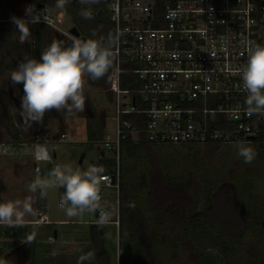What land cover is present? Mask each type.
<instances>
[{"label":"rangeland","instance_id":"1","mask_svg":"<svg viewBox=\"0 0 264 264\" xmlns=\"http://www.w3.org/2000/svg\"><path fill=\"white\" fill-rule=\"evenodd\" d=\"M27 2L10 0L9 8L13 12L11 15L19 17L18 14H22L24 17V9L30 4L36 5L37 0L29 4ZM49 8L50 11L55 12L53 7ZM63 12H66V9ZM60 25L66 32L56 29L51 31L49 28L46 30L50 32L49 35H55L54 39L51 37V41L65 43L69 38L82 40L81 37L76 38L70 32L75 23L69 13H65ZM33 34L32 30L28 42L23 44L24 47L34 41ZM42 34L49 36L44 30ZM12 35L18 41L16 30L12 32ZM81 36L84 35L81 33ZM0 57L4 59L1 52ZM6 60L12 62V58L8 57ZM11 72V68L0 71V140H11L15 142L16 148L14 153L9 150L7 153L0 154V202L17 199L23 201L31 197L33 214L24 217L27 222H24L25 224L21 227L0 225V264H37V261L41 264H51L43 262V259L51 260L55 264H77L82 255L88 254H91V258L85 260L83 264H99L91 236V224L79 222L84 219V216L69 218L59 208L64 189L50 188L47 190L46 197L41 198L39 191L31 193L27 185L36 178L37 169L43 176L54 165L71 164L74 169L84 170L88 165L94 164L100 154L101 143L97 142V137L90 130L98 117L103 115L107 117L108 130L111 129L115 112L112 98L106 91V85L91 81L86 75L84 91L90 97V104L86 101L84 112L76 113L65 120L62 113L53 109L45 114V120L41 124L47 130L46 134L32 140V124L27 128L28 139L22 142L15 141L5 130L7 123L20 127L18 108L10 98L6 86ZM15 94L18 99L24 95L20 88H17ZM94 111L95 115H92ZM62 133L67 134L65 139H60ZM234 144L198 146L166 144L155 145L149 149L147 170L136 173L133 181L138 189L136 200L143 208L150 229L153 231L151 234L154 236L159 264H194L196 260L194 252L200 251L201 248H208L209 251L214 252L221 260V264H264V235H259L264 231V218L247 217L255 214L264 216V147L245 143L256 152L253 162L246 164L243 158L238 156L236 148L233 147ZM38 146L48 151L50 161L38 162L34 158V152ZM141 159L145 164L144 158ZM149 175L153 176L158 184L157 186L155 184L157 193L155 209L158 206L160 210L161 205H172L181 211L188 208H190L189 212L206 211V218L221 226L230 237L226 238L225 245L220 244L211 232L206 235L203 232L201 236L193 239L186 238L181 232V226L176 225L172 218L157 217L149 203L150 185L147 184L151 178ZM139 176L146 184H139ZM160 195H168L171 198L165 201L159 197ZM110 199L114 200V196L111 195ZM42 206H46L51 221L37 223L35 222L36 212ZM60 220L67 221L59 222ZM250 223L255 225L250 229L247 227L246 231H248L242 238L240 232L244 231L242 229ZM104 228L106 247L111 255L112 264H138L140 251L131 234L126 230L121 237L120 226L117 228L113 223ZM96 234H98L97 228ZM29 236L36 243V258L23 256L25 255L23 253L28 252L27 249L18 250L16 253L11 252L24 244ZM238 236L241 238H235Z\"/></svg>","mask_w":264,"mask_h":264},{"label":"built area","instance_id":"2","mask_svg":"<svg viewBox=\"0 0 264 264\" xmlns=\"http://www.w3.org/2000/svg\"><path fill=\"white\" fill-rule=\"evenodd\" d=\"M104 1L121 36L106 84L113 124L97 139L99 157L116 163L104 172L100 194L119 228L125 140L203 145L264 139V116L245 113L241 79L247 49L264 45V0H166L162 8L156 0ZM45 7L48 25L66 32L64 15L36 6ZM11 143L0 140V154L14 153ZM36 214L37 223L51 221L46 206ZM98 218L85 214L79 222L96 224Z\"/></svg>","mask_w":264,"mask_h":264},{"label":"clouds","instance_id":"3","mask_svg":"<svg viewBox=\"0 0 264 264\" xmlns=\"http://www.w3.org/2000/svg\"><path fill=\"white\" fill-rule=\"evenodd\" d=\"M70 0H56L55 7L64 10ZM81 5L99 4L101 0H79ZM79 15L84 20L92 19L90 8H82ZM14 25L19 43L28 42L31 36L29 25L50 23L47 8L37 10L35 4L24 9V17H10ZM121 33L90 38L75 39L71 46H65L62 41L53 40L47 47L41 49L39 59L25 56L17 63L8 78L12 86L22 84L24 95L20 98L19 114L26 128L33 123H43L47 112L55 109L64 115L65 120L76 113L84 112L86 99L84 95V78L87 75L91 81L104 80L116 59ZM247 62L242 69V88L246 94L244 105L247 116H264V45H256L247 49ZM236 148L239 157L246 164L253 162L256 152L243 141H237ZM38 162L51 160L48 151L38 146L34 152ZM30 184L28 191L40 197L47 195V190L61 187L65 191L60 197L59 208L69 218L83 217L85 214L99 213L97 225L101 228L112 221V211L102 205L101 184L108 178L104 175L102 165L91 164L84 170L74 169L71 164L54 165L45 175L39 174ZM134 209V204H129ZM33 214L31 197L23 201L9 200L0 202V225L21 227L24 217ZM28 243L32 237L27 238ZM91 254L82 255L77 264H83Z\"/></svg>","mask_w":264,"mask_h":264},{"label":"trees","instance_id":"4","mask_svg":"<svg viewBox=\"0 0 264 264\" xmlns=\"http://www.w3.org/2000/svg\"><path fill=\"white\" fill-rule=\"evenodd\" d=\"M157 6L162 8L164 2L166 0H156ZM44 5L49 7L55 8L56 0H42ZM10 0H0V52L4 56V59L0 57V71L1 69L11 68L12 71L15 70L17 63L25 57V55L29 58H39V48H41L40 44L43 42V47H47L54 39V34L49 35L50 32L46 30L53 28L46 25L45 23H38L35 24L33 28V39L29 45H24L16 41L12 35V31L14 30V25L10 22L11 10L9 8ZM90 8L92 19L84 20L79 15L82 8ZM66 12L70 14L71 18L74 20L75 25L81 31V33L86 36L88 39L90 38H99L100 36H107L109 32L115 34V23L112 21L109 9L107 4L104 0H101L99 4H93L90 6L81 5L79 0H70V2L65 7ZM42 30H44L49 36H43ZM45 35V34H44ZM46 41H44L45 39ZM48 38L50 40H48ZM75 39H67V42L64 44L65 46H71L72 41ZM24 47V49H23ZM41 48V49H42ZM23 55V56H22ZM12 58V62L6 60L7 58ZM111 70V69H110ZM110 73V71H109ZM109 76V74H108ZM108 76L104 80L97 81L99 84L106 85ZM9 82V81H8ZM7 91L9 88V83L6 85ZM14 93L17 92V88H20V91H23V85H15L12 86ZM9 92V91H8ZM16 95V94H15ZM85 99L87 103L90 104V97L88 93L84 91ZM1 101V97H0ZM20 103V99H19ZM1 113V112H0ZM92 115H95L92 113ZM1 116V115H0ZM98 117V116H97ZM107 117L105 115L98 117V120L95 124H93L92 129L90 130L91 133L96 136V139H100L103 137L105 132L108 130L107 126ZM45 120V116L43 121ZM19 126L7 123L5 124L6 132L11 136L12 139L15 141L22 142V140H26L29 137V133L27 132V128L22 125L21 121L19 122ZM47 130L44 126L39 123H33V133L31 135V139L34 140L40 135L46 134ZM20 133L24 135L21 136ZM13 140V141H14ZM245 143H253L259 146L264 147V139L256 138L250 140ZM213 144H221L218 142L215 143H208L205 145H213ZM228 144V143H226ZM161 145L155 144L150 142L144 136L137 141L133 140H125L121 146V155H120V166H121V191H120V228H119V235L121 237L124 235V232L127 230L134 241L137 242L138 248L140 251V261L138 264H159L158 254L155 248V243L153 239V231L150 229V226L147 221V216L143 212V208L140 206L138 201L136 200V193L138 191L137 185L134 183L133 178L135 174L138 172H145L148 167L147 157H149V149L152 146ZM170 145V144H168ZM199 144H185L184 146H198ZM144 158L145 164L141 158ZM116 161L114 158L106 155L103 158H97L94 164L100 166L102 165L105 171L112 170L115 166ZM142 167V168H141ZM151 174V171H150ZM143 175V174H141ZM152 175V174H151ZM149 175L150 181H147V184L150 185L149 189V203L152 211L155 215L161 219H171L173 222L181 226L182 234L187 238H194L199 237L201 234L204 233H212L219 241V243L224 246L225 240L228 237L226 231L221 227L216 225L214 222L210 221L206 218V211L194 210L193 212H189L188 208L185 211H181L178 207L172 205H161L160 210L157 206L155 209L156 202H157V193L155 192V187L158 185L155 182V178ZM138 178V177H137ZM139 184L142 185L143 181L141 176L138 178ZM152 181V185H151ZM146 184V183H143ZM156 184V186H155ZM145 186V185H144ZM146 187V186H145ZM65 191V190H64ZM155 197H154V192ZM160 198H163L165 201L169 200L171 196L168 195H160ZM129 204H134L135 208L132 209L129 207ZM211 208V206L209 207ZM210 210V209H209ZM246 216V215H245ZM168 217V218H167ZM250 218H259L264 216H260V214H255L254 216H247ZM262 218V219H263ZM256 223V222H255ZM255 223L247 224L240 232V236L243 238L246 235L247 227L250 229ZM91 233H92V240L96 247L97 251V259L99 264H112L111 255L109 253L108 248L106 247V232L104 227H100L96 224H91ZM98 229V234L95 235V229ZM116 231V230H115ZM53 230V235H54ZM259 235H264V231L260 232ZM98 236V239H97ZM211 238V236H208ZM241 237H235L237 239ZM223 250V247L220 246ZM36 243L32 240L31 243L25 241L24 244L19 245L18 247L14 248L12 253H16L21 251V249H27V253H23V256H30L32 258H36L37 250H36ZM225 251H226V247ZM196 255V260H194V264H221V260L215 255L214 252L209 251L208 248L200 249V251L194 252ZM10 254V253H9ZM40 253H38L39 255ZM6 259V258H5ZM4 259V260H5ZM42 260V258H41ZM50 262L51 264H55L51 262V260L43 259V262ZM6 262V261H5ZM37 264L40 261H37ZM42 262V263H43ZM34 263V261H32ZM36 264V263H35Z\"/></svg>","mask_w":264,"mask_h":264},{"label":"water","instance_id":"5","mask_svg":"<svg viewBox=\"0 0 264 264\" xmlns=\"http://www.w3.org/2000/svg\"><path fill=\"white\" fill-rule=\"evenodd\" d=\"M41 5V4H40ZM43 5V4H42ZM70 32L73 34V36L75 37H81L82 40H87L88 38L86 36H81V31L78 29V27L76 25H74L71 29ZM9 83V82H8ZM9 95L10 97L13 99L14 103L16 104L17 108H18V114H19V109H20V103H19V99L17 97V95H15L14 90L12 85L9 84ZM19 119L21 121V123L26 127V125L24 124L22 117L19 114Z\"/></svg>","mask_w":264,"mask_h":264},{"label":"crops","instance_id":"6","mask_svg":"<svg viewBox=\"0 0 264 264\" xmlns=\"http://www.w3.org/2000/svg\"><path fill=\"white\" fill-rule=\"evenodd\" d=\"M24 1H26L27 2V0H24ZM31 1H33V0H31ZM30 0H29V2H27L28 4L29 3H32ZM42 5L43 4V2H42V0H37V2H36V5ZM44 5V4H43ZM47 6V5H46ZM49 7V6H48ZM54 8V7H53ZM10 10H11V8H10ZM54 10H55V12H61L63 15H64V17H65V13H67V12H63V10H59V9H57L56 7L54 8ZM54 12V11H53ZM13 12H11V14H12ZM19 15V17H21V18H23V16H22V14H18ZM13 16V15H12ZM29 27H30V29H31V31L33 30V28L35 27V24H31V25H29ZM14 30H15V27H14ZM13 30V31H14ZM12 31V32H13ZM76 38H78V37H76ZM45 41V40H44ZM40 46H43V42L40 44ZM39 53L41 54V48H39ZM37 59H39V58H37ZM98 158H99V156H98ZM28 221H30V220H28ZM60 221H67V220H60ZM24 222L26 223L27 221L26 220H24ZM24 223V224H25Z\"/></svg>","mask_w":264,"mask_h":264},{"label":"flooded vegetation","instance_id":"7","mask_svg":"<svg viewBox=\"0 0 264 264\" xmlns=\"http://www.w3.org/2000/svg\"><path fill=\"white\" fill-rule=\"evenodd\" d=\"M36 6H37V5H36ZM65 43H66V42H65ZM65 43H64V44H65ZM8 93H9V92H8ZM9 96H10V95H9ZM10 98H11V97H10Z\"/></svg>","mask_w":264,"mask_h":264}]
</instances>
